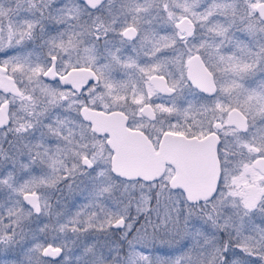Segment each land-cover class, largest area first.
Returning <instances> with one entry per match:
<instances>
[{
	"label": "snow or ice",
	"instance_id": "6c2138e0",
	"mask_svg": "<svg viewBox=\"0 0 264 264\" xmlns=\"http://www.w3.org/2000/svg\"><path fill=\"white\" fill-rule=\"evenodd\" d=\"M0 256L264 264V0H0Z\"/></svg>",
	"mask_w": 264,
	"mask_h": 264
},
{
	"label": "rangeland",
	"instance_id": "374dc122",
	"mask_svg": "<svg viewBox=\"0 0 264 264\" xmlns=\"http://www.w3.org/2000/svg\"><path fill=\"white\" fill-rule=\"evenodd\" d=\"M158 247H160V248L162 249V247H164V246H162V245H158ZM174 247H176V246H170L169 248L172 250V248H174ZM161 252H162V253H165V252H169V251L161 250ZM0 259H3V256H0Z\"/></svg>",
	"mask_w": 264,
	"mask_h": 264
},
{
	"label": "flooded vegetation",
	"instance_id": "af4514ba",
	"mask_svg": "<svg viewBox=\"0 0 264 264\" xmlns=\"http://www.w3.org/2000/svg\"><path fill=\"white\" fill-rule=\"evenodd\" d=\"M161 250H164V251H171V249L169 247H162Z\"/></svg>",
	"mask_w": 264,
	"mask_h": 264
}]
</instances>
